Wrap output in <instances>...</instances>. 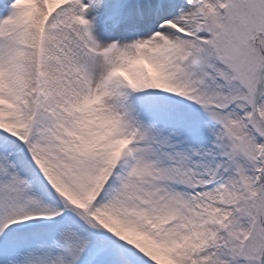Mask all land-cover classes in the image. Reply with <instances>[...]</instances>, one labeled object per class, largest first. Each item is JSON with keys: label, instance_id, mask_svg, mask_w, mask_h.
I'll use <instances>...</instances> for the list:
<instances>
[{"label": "snow or ice", "instance_id": "snow-or-ice-1", "mask_svg": "<svg viewBox=\"0 0 264 264\" xmlns=\"http://www.w3.org/2000/svg\"><path fill=\"white\" fill-rule=\"evenodd\" d=\"M0 264H264V0H0Z\"/></svg>", "mask_w": 264, "mask_h": 264}]
</instances>
